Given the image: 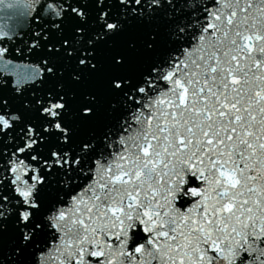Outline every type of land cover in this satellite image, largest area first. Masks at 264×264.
<instances>
[{"label": "snow or ice", "instance_id": "snow-or-ice-1", "mask_svg": "<svg viewBox=\"0 0 264 264\" xmlns=\"http://www.w3.org/2000/svg\"><path fill=\"white\" fill-rule=\"evenodd\" d=\"M7 6L0 264H264V0Z\"/></svg>", "mask_w": 264, "mask_h": 264}, {"label": "water", "instance_id": "water-1", "mask_svg": "<svg viewBox=\"0 0 264 264\" xmlns=\"http://www.w3.org/2000/svg\"><path fill=\"white\" fill-rule=\"evenodd\" d=\"M12 2V0H4L3 3H0V23L4 22V18L10 15L15 9L8 8V3Z\"/></svg>", "mask_w": 264, "mask_h": 264}]
</instances>
